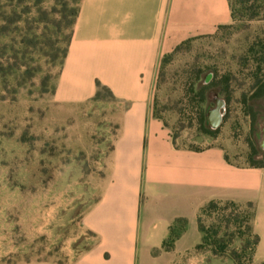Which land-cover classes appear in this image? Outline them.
I'll return each instance as SVG.
<instances>
[{
    "label": "rangeland",
    "instance_id": "obj_1",
    "mask_svg": "<svg viewBox=\"0 0 264 264\" xmlns=\"http://www.w3.org/2000/svg\"><path fill=\"white\" fill-rule=\"evenodd\" d=\"M77 4L0 0V264L64 262L72 257L69 248L86 246L88 238L71 244L81 232L82 210L95 198L96 162L112 138L100 137L103 107L96 102L73 112L52 99ZM258 6L247 2L230 25L162 56L149 105L178 146L220 147L237 166L248 165L251 145L259 148L264 121V94L254 97L264 84V11ZM213 96L225 104L220 125L208 135L199 120L202 112L208 127ZM95 99L112 101L102 88ZM106 130L111 135L115 127ZM247 213L251 217V203L229 201L201 212L204 232L195 249L185 251L184 264H230L231 253L240 264L252 260L256 245L252 252L241 247L257 238L247 231Z\"/></svg>",
    "mask_w": 264,
    "mask_h": 264
},
{
    "label": "crops",
    "instance_id": "obj_2",
    "mask_svg": "<svg viewBox=\"0 0 264 264\" xmlns=\"http://www.w3.org/2000/svg\"><path fill=\"white\" fill-rule=\"evenodd\" d=\"M231 23L229 0H78L52 99L73 112L96 102L100 137L112 139L71 244L88 238L86 246L69 248L64 262L15 264H184L185 251L200 243L197 219L209 201L251 203L250 264H263L264 165L237 166L216 146H178L149 113L161 57ZM100 88L111 103L95 99ZM110 124L115 132L107 135ZM177 220L180 233L165 249Z\"/></svg>",
    "mask_w": 264,
    "mask_h": 264
},
{
    "label": "trees",
    "instance_id": "obj_3",
    "mask_svg": "<svg viewBox=\"0 0 264 264\" xmlns=\"http://www.w3.org/2000/svg\"><path fill=\"white\" fill-rule=\"evenodd\" d=\"M249 1H252L254 3H258L259 4V8H260V11H264V0H229V3H230V9H231V16H232V22L235 18V16H239L243 6L249 2ZM237 5H239L240 8H237ZM76 12H77V8L76 10L74 11V19H75V16H76ZM252 17V16H250ZM74 19L71 23V25L73 24L74 22ZM228 26V25H227ZM222 27H225V26H221L219 28H222ZM66 50V49H65ZM65 54V53H64ZM64 57V56H63ZM209 86L205 85V87H203L204 90L208 89ZM103 89V88H102ZM99 92V90H98ZM98 94V93H97ZM96 94V95H97ZM264 94V84L261 85L260 89H259V92L255 93L254 97H259V96H262ZM200 125H201V130L203 133L205 134H208V135H211L215 132V129H210L209 127H206L205 123H204V117H203V113L201 112V115H200ZM206 123H207V120H206ZM208 126V125H207ZM254 127V126H253ZM174 141V140H173ZM175 142V141H174ZM190 149H193V150H198V149H194V148H190ZM255 157H258L260 158L259 160H256ZM247 162H248V165L250 167H262L264 165V150H262L259 146V148H256L254 147L253 145H251L250 147V152L248 153V156H247ZM230 204H233V202L229 201ZM217 204V201H209L208 203H206V205L202 208L201 212L205 211L206 209H210V208H214ZM201 212H200V215H201ZM180 222V223H179ZM245 222H246V228H247V231L248 233L251 232V226H250V214H246V217H245ZM197 223H198V229L200 230V232H204L202 226H201V223H200V216L198 217L197 219ZM178 224V226H177ZM181 221L180 220H177L176 221V224L170 226V229H169V235H168V238L166 239V241H164L163 243V247L165 249H168L171 247L172 245V242L174 241V239L179 235L180 233V230H181ZM251 240H247L246 242H244L242 244V250H246L248 249L250 252L253 251V247L256 245L257 243V238L254 237V236H251ZM76 245V244H74ZM223 248L224 247H220L219 251H223ZM212 253L217 255L219 253H217V251H214L212 250ZM229 261H230V264H240L236 255L234 253H231L230 254V257H229ZM251 262V257H247L245 259V262L243 264H250ZM264 264V263H263Z\"/></svg>",
    "mask_w": 264,
    "mask_h": 264
},
{
    "label": "water",
    "instance_id": "obj_4",
    "mask_svg": "<svg viewBox=\"0 0 264 264\" xmlns=\"http://www.w3.org/2000/svg\"><path fill=\"white\" fill-rule=\"evenodd\" d=\"M212 100L214 102V106L207 109L206 120H207V125L210 129H216L222 121L225 103L222 98L217 96H213ZM260 132H261V140L259 146L262 150H264V121L260 123Z\"/></svg>",
    "mask_w": 264,
    "mask_h": 264
},
{
    "label": "flooded vegetation",
    "instance_id": "obj_5",
    "mask_svg": "<svg viewBox=\"0 0 264 264\" xmlns=\"http://www.w3.org/2000/svg\"><path fill=\"white\" fill-rule=\"evenodd\" d=\"M213 101V100H212ZM214 103V102H213Z\"/></svg>",
    "mask_w": 264,
    "mask_h": 264
}]
</instances>
